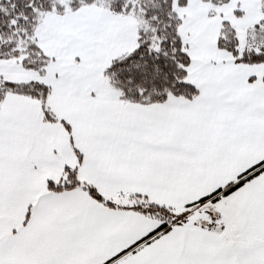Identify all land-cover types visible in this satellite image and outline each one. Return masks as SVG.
Masks as SVG:
<instances>
[{
    "label": "snow or ice",
    "instance_id": "6c2138e0",
    "mask_svg": "<svg viewBox=\"0 0 264 264\" xmlns=\"http://www.w3.org/2000/svg\"><path fill=\"white\" fill-rule=\"evenodd\" d=\"M0 264H264V0H0Z\"/></svg>",
    "mask_w": 264,
    "mask_h": 264
}]
</instances>
